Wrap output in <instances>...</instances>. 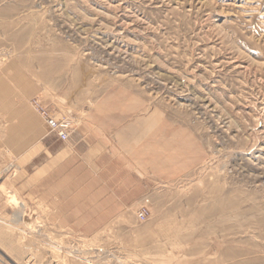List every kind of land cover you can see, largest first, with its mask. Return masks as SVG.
I'll return each mask as SVG.
<instances>
[{"label":"rangeland","instance_id":"obj_1","mask_svg":"<svg viewBox=\"0 0 264 264\" xmlns=\"http://www.w3.org/2000/svg\"><path fill=\"white\" fill-rule=\"evenodd\" d=\"M35 100L96 127L100 201L20 189L65 145ZM0 264H264V0H0Z\"/></svg>","mask_w":264,"mask_h":264},{"label":"crops","instance_id":"obj_2","mask_svg":"<svg viewBox=\"0 0 264 264\" xmlns=\"http://www.w3.org/2000/svg\"><path fill=\"white\" fill-rule=\"evenodd\" d=\"M94 129L96 127L90 123L73 128L66 142L59 139L55 134L51 135L58 142L65 143V145H56L52 141L51 146L46 148L49 154V162L47 161L44 166L45 168L43 167L40 171L31 174L29 183L19 185L20 189H25V195L31 201L39 203L42 206L46 217L53 215L55 200L60 202V206L57 209L58 212L63 213L65 210H68L71 193L80 195L93 193V195H99L97 200H101V185L97 189L96 185L98 186V181L96 178L101 180L102 177H106L103 171L109 164L110 159L107 156L108 147L102 144L99 139H96L98 136H95ZM15 150L18 153H22V147L20 146L19 149ZM74 160L83 162L86 170H88L86 171L88 177L91 174L90 172H92V182H89V184L91 183L90 185L96 187L93 191L89 189H71V187L76 186V183L71 182L69 178L71 176L70 173L66 174L64 172L66 168L68 170L73 169L69 163ZM94 201H96V198H94Z\"/></svg>","mask_w":264,"mask_h":264},{"label":"built area","instance_id":"obj_3","mask_svg":"<svg viewBox=\"0 0 264 264\" xmlns=\"http://www.w3.org/2000/svg\"><path fill=\"white\" fill-rule=\"evenodd\" d=\"M33 106L36 111L40 114L42 119L48 125L50 131L57 135L62 141H67L69 139V133L73 129L71 122L67 118H58L53 112L46 106H44L38 100L33 102ZM149 216V209L143 207L137 215V218L140 222H146Z\"/></svg>","mask_w":264,"mask_h":264},{"label":"bare ground","instance_id":"obj_4","mask_svg":"<svg viewBox=\"0 0 264 264\" xmlns=\"http://www.w3.org/2000/svg\"><path fill=\"white\" fill-rule=\"evenodd\" d=\"M46 123V122H45ZM47 125V124H46ZM47 127H48V125H47ZM49 128V127H48ZM22 208H23V205H22ZM23 217H24V215H23V213H21V215L19 216V219L20 220H22L23 219ZM19 221V220H18ZM24 221H25V223H30V224H32L31 226H33L35 223H34V220L33 219H31V218H29L28 216H26L25 218H24ZM30 226V227H31ZM29 227V226H28Z\"/></svg>","mask_w":264,"mask_h":264}]
</instances>
